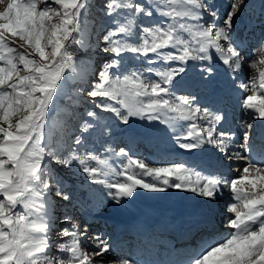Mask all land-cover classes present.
<instances>
[{"label":"snow or ice","instance_id":"snow-or-ice-1","mask_svg":"<svg viewBox=\"0 0 264 264\" xmlns=\"http://www.w3.org/2000/svg\"><path fill=\"white\" fill-rule=\"evenodd\" d=\"M246 7L247 0H228L221 15L212 0H104L112 27L97 39L111 59L96 72L72 51L73 44L91 48V0H0V264H133L107 258L111 245L99 236L89 248L87 229L71 216L63 217L69 227L55 228L52 197L70 196L53 162L75 167L91 184L107 189L116 206L138 189H176L203 198L210 205L208 228L181 264H264V136L256 144L252 134L254 122H264V38L254 58L246 59V38L236 27ZM154 17L157 23L143 24ZM127 55L168 66L146 69L155 80L138 71L117 74L113 70L122 68ZM214 59L225 66L248 116L239 123L238 150L236 132L223 127L225 112L195 106V95L173 91L189 62H205L195 86L212 89ZM174 62L178 66L171 67ZM246 67L252 71L245 81ZM89 75L98 77L86 92L95 108L123 125L135 117L176 132L177 122L187 121L173 137L175 146L187 152L211 146L218 165L209 172L184 162L156 166L107 144L110 156L126 158L117 172L108 158L82 152L90 137L111 136L97 111L78 117L75 107L59 103L67 98L77 105ZM70 82L81 85L71 95ZM225 159L239 166L229 164L225 171Z\"/></svg>","mask_w":264,"mask_h":264},{"label":"rangeland","instance_id":"rangeland-1","mask_svg":"<svg viewBox=\"0 0 264 264\" xmlns=\"http://www.w3.org/2000/svg\"><path fill=\"white\" fill-rule=\"evenodd\" d=\"M94 1H99V0H91V4H94ZM212 2L217 4L221 8V15H223V11L226 10L227 8L228 0H212ZM260 4H264V0H247V7L245 8L240 18V20L241 19L243 20H241V22L239 23L237 22V25H236L237 33L242 34L246 38L247 46L245 48V53H244L246 55V59L254 58V56L257 53V46L259 45L261 39L264 38V31H263L264 24L261 27L262 30H260V33H261L260 36L258 35L257 31L256 32L254 31L253 29L254 27H252L253 25H250L252 20L256 18L257 14L261 11L258 8ZM90 20L92 22V25L94 26V31L90 38L92 45L90 48L89 56L87 55V56H83L77 59L80 61H83L86 64L91 63L92 69H90V71L98 72L100 68L102 67V65L106 61L110 60L111 57L106 55L100 50L105 45L103 41L98 40L97 37H100L103 34H105L107 28L112 27V25L109 23V18L106 16L96 18L95 21H92V18H90ZM158 21H159V17H154L152 20L144 19L143 24L147 26L149 24L157 23ZM262 21H264V19H262ZM250 39H251V43H248V40ZM150 66L154 67L157 70H163L168 65H164L160 62H157L155 65H149L144 58H136L131 55H127L123 61L122 68L118 70H113V71H115L117 74H119L120 72L138 71V72H143L144 76L149 80L158 79L155 73H149L146 71V69ZM170 66L176 67L178 66V63L174 62ZM204 66H206L205 62H193V63L191 62V64L189 63V65L187 66V72L184 75V78L182 79L183 81L174 83L173 91L175 92L177 96L191 95L193 92H195L194 90L195 85L192 84L191 82L199 81L201 68ZM213 67H214V75L211 77V79L215 80V79L222 78L225 81V83L227 82L226 83L227 85H231L234 87L232 79L227 74L225 66H223L221 62H218L217 60L214 59ZM241 78L246 81L248 77L245 78L242 73ZM86 80L88 81V83L83 84L85 92L82 94L79 103L74 106L75 112L78 117H83V113L86 110L97 111L98 114L104 120H106L107 123L110 125L111 136L99 137V138L90 137L88 140H86L85 145L81 146L82 152H85V151L95 152V154L99 155L101 159L108 158L112 167L117 172H119L121 171L123 164L126 163V158H117L114 156H110V154L104 151V148L107 144H111V146L114 147L117 151H119L120 148H125V150L129 151V155L133 156L132 152L137 151L138 148L143 146L141 145L139 147L138 146L139 143L135 144L133 146L134 148H129L127 146L129 145L128 144L129 137L136 136L137 131L145 135H151V136L161 134V136L160 135L156 136L157 139L161 140V142L163 141L164 144L174 143L173 137L176 134H174L173 131L170 130L168 126L165 124H162L158 121H147V120H141V119L133 117L130 119L129 125H123L112 114L101 112L99 109L95 108L91 99L87 97L86 92L87 90H89V84L98 80V77L89 75L86 77ZM227 80L229 81V83ZM72 85L73 86L76 85L75 86L76 88L81 86L79 82H70L67 87L68 93L70 92L69 87ZM189 85L191 89L188 92H184L183 90L179 89L180 87H186ZM196 90L197 92H199V91H202V88L196 87ZM240 98H241L240 93H238V96L231 95L229 99V101L231 102L234 101L235 103L234 105H236L234 110L236 112V115L238 116L237 120L236 119L233 120V123L231 124L229 129L227 128V130L229 131L234 130L236 123L238 122L240 123L241 120H246L242 118L244 115L247 117V114L238 105V100ZM202 106L203 105H201L200 107ZM205 107H208V106H205ZM216 110L218 109H213V111H216ZM181 130L182 129H179L177 132H180ZM165 136H170V138H167ZM138 151L140 153L141 150H138ZM144 155L143 156L138 155L139 158L136 157V159L146 160V157ZM115 162H117V164ZM52 168L56 171L57 175L63 180L64 191L70 196V200L68 201L63 200L60 197H56L55 195H53L52 197L53 201L55 202L54 216L57 218L55 228L58 230L63 227H69L70 222H66L63 219V217L65 215L71 216L76 223L82 225L83 227L87 229V232H88L87 246L89 248L93 246L94 238L99 236L101 239L107 240L109 244L111 245V251L108 253L107 258L109 259H131L133 261V264H140L141 261L139 260L138 257L128 258L126 255L124 256L123 254L116 251L117 249H119L118 244L117 243L113 244L110 241L112 230H113L110 225V223L112 222V218L110 219L109 217H106L105 214L114 216L115 210L118 208L120 209L121 205H122V208L120 209L119 212H125L126 211L125 207H127L128 204L124 203L123 201L121 205L116 206L111 201V199L107 196V191H108L107 189L99 185L91 184L87 176L83 174L82 172L77 171L75 167L70 170L63 169L53 162ZM205 171L206 170L204 169V172ZM115 179H117V177L109 178L110 182H114ZM119 179H123V177H119ZM146 179H150V178H146ZM143 192H145L144 193L145 195L152 198L153 196L152 194H150L149 192H146L145 190H143ZM187 195H189V193ZM125 201L129 202V201H132V199L130 200V198H126ZM133 203L135 202L133 201ZM90 217L94 218L95 221L86 222L85 220L86 219L89 220ZM54 239H58V237H54ZM130 245L131 247H133L132 243Z\"/></svg>","mask_w":264,"mask_h":264},{"label":"bare ground","instance_id":"bare-ground-1","mask_svg":"<svg viewBox=\"0 0 264 264\" xmlns=\"http://www.w3.org/2000/svg\"><path fill=\"white\" fill-rule=\"evenodd\" d=\"M262 4L259 5V9L261 10ZM259 11V10H258ZM261 13V14H260ZM262 19H264V15H262V12L260 11L257 14V17L254 18L252 20V22L250 23V25H253L252 27H254V31L258 33V35L260 36V30L261 27L263 26L264 23H262ZM243 20V19H241ZM241 20L239 19L237 22H241ZM246 22V21H245ZM247 24V23H246ZM241 26V25H240ZM258 29V30H257ZM264 31V30H263ZM253 32V31H252ZM254 42V41H253ZM248 43H251V39L248 40ZM247 46V45H246ZM246 48V47H245ZM191 64V62H189ZM193 63V62H192ZM189 65V64H188ZM251 69H248L246 67L245 72L243 73V76L245 78L249 77L251 74ZM226 79V78H225ZM214 82L213 88L212 89H203L202 91L197 92L196 90V86H194V90L195 92H193L191 95H195L197 97V100L195 102V106H201L205 107H223L224 105H231L232 108L234 109L236 105L233 104V101H229L231 95H235L238 96V92L237 90L231 86V85H227L225 83V81L221 78V79H211ZM183 80H181L180 78H177V82H182ZM228 81V80H227ZM197 81L191 82L192 84H196ZM229 83V81H228ZM231 84V83H230ZM180 90H183L184 92H188L191 87L186 86V87H180ZM245 118H248V116L246 117L244 115ZM228 121V117L226 118V122ZM187 121H180L177 124V130L176 132H173L174 134H178L179 132H177L179 129H181L180 125H186ZM182 131V130H181ZM136 136H130L129 137V141L127 145L129 148H134L133 146L137 143L138 146L140 148H138V150H141L140 153L139 151H133L132 155L134 156V158H139V156H144L146 157V162L152 165H162L164 163L167 162H184L187 165H189L190 167H192V163H190V161L192 160L190 156L186 155V153H184L183 151H179L178 149H175L173 147H170L169 145H166L163 143V141L161 142L160 139H157L156 136L158 135H145L139 131L136 132ZM133 139V140H131ZM164 139V138H163ZM144 153V154H143ZM195 164H203L202 162H197ZM199 166V165H197ZM204 171V169L202 170ZM207 171V169H206ZM205 171V172H206ZM208 172V171H207ZM175 194H179L182 195V198L179 199H172L169 195H167L165 192L162 193H150L152 194V198H150L149 196L145 195L143 192V190L138 189L137 193H140V196L136 194H134V196L132 198H130V200L132 199V201H125L124 203L128 204L127 207H125L126 211L125 212H119L120 209L122 208V205L120 207V209H116L115 210V218L113 219L114 224L117 225L118 227V231L120 235V238L118 239V241H114L112 240L111 242L117 243L119 246V243H121L122 246V250L121 252H123V249H126L125 246V242H126V238L130 236V233L128 232H123L126 228H130L133 232V234L135 236H137L139 234V231L141 229L147 228L149 226H151L152 224V219L150 221H143L142 224H139L133 221L132 218L137 217L138 214L144 213L146 215L147 218H151L153 215L155 214H159L162 215L160 217H163L164 221L167 220L168 225L166 226H155L154 229L156 232H158L157 234H154V232L151 233V235L148 237V240L146 242L142 241V240H134L133 247H131V242L128 245L129 248L131 250H135V251H139L141 253H143V255H136L135 258H139V260H144L145 264H148L150 261H154L155 263L157 262L156 260V256H155V252L154 250L157 248V245H165L167 248V252L172 251L174 253V255L176 254L178 259H182L185 256L180 254V250L177 249V247H181L184 248V250H182L183 253L187 252V251H193L196 247L197 244V237L196 235L198 233H202V227L207 223L208 219L206 218V215H202V214H196V215H192V216H179L175 221L173 219V216H170L169 212L167 211V209L169 208V206H188L189 199L187 198V192L182 191V190H176L175 189ZM172 190L169 191L170 194H172ZM190 194V193H189ZM133 201L135 203H133ZM151 201V203H150ZM188 201V202H187ZM102 205V204H101ZM99 206V205H98ZM189 213H193L195 211L189 210ZM119 216H123L126 220L123 222L118 221V217ZM192 217V218H189ZM109 219V218H107ZM127 219L130 220V224L128 225L127 223ZM86 222H91V221H95L94 218L90 217V219H86ZM111 221V220H110ZM109 222V221H108ZM150 223V225H143L145 223ZM205 224H201L204 223ZM194 224V225H193ZM199 225V226H197ZM166 229L168 234H163L162 230ZM118 234V235H119ZM113 235V234H112ZM182 237L184 238L182 242H179V238ZM152 239V240H150ZM155 242H161L159 244H156ZM179 242V243H178ZM119 248H121L119 246ZM127 256V255H126ZM149 256V259H148ZM128 258H130L129 256H127ZM154 258V260H152L151 258ZM167 264H171L170 262H167Z\"/></svg>","mask_w":264,"mask_h":264},{"label":"trees","instance_id":"trees-1","mask_svg":"<svg viewBox=\"0 0 264 264\" xmlns=\"http://www.w3.org/2000/svg\"><path fill=\"white\" fill-rule=\"evenodd\" d=\"M103 4H104V0L94 1V4H92L91 15H90V18H92V21H95L96 18L105 16L103 12ZM77 39H79V37H77ZM91 45H92V42H91ZM72 51L75 52L77 58H80V57L87 56V55L89 56L90 49L81 50L79 45L73 44ZM75 86L76 85L74 86L72 85L69 87V90H70V92L68 93L69 95H71L72 91L76 88ZM59 103L62 107H65V106L68 108L74 107L72 100H69L67 98L61 100Z\"/></svg>","mask_w":264,"mask_h":264}]
</instances>
